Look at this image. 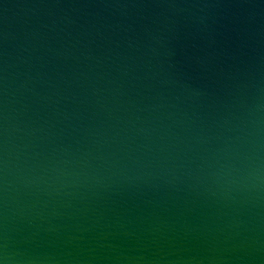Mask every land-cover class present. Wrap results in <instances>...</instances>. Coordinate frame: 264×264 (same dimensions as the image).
<instances>
[{"label":"water","instance_id":"95a60500","mask_svg":"<svg viewBox=\"0 0 264 264\" xmlns=\"http://www.w3.org/2000/svg\"><path fill=\"white\" fill-rule=\"evenodd\" d=\"M0 264H264V0H0Z\"/></svg>","mask_w":264,"mask_h":264}]
</instances>
